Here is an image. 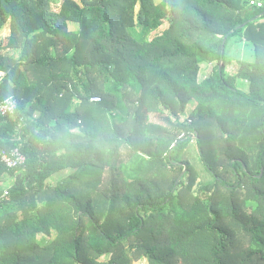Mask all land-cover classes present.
<instances>
[{
	"label": "trees",
	"instance_id": "16d2710c",
	"mask_svg": "<svg viewBox=\"0 0 264 264\" xmlns=\"http://www.w3.org/2000/svg\"><path fill=\"white\" fill-rule=\"evenodd\" d=\"M252 1L0 0L12 31L0 102H18L0 150L27 159H0V264H264V0ZM235 38L254 60L228 75Z\"/></svg>",
	"mask_w": 264,
	"mask_h": 264
},
{
	"label": "rangeland",
	"instance_id": "374dc122",
	"mask_svg": "<svg viewBox=\"0 0 264 264\" xmlns=\"http://www.w3.org/2000/svg\"><path fill=\"white\" fill-rule=\"evenodd\" d=\"M161 0H156V2H159ZM54 9H57L58 5L57 4H53L52 5ZM139 8L140 6L138 5L137 8H136V11L138 12L139 11ZM137 32L139 33H142V29L140 28H136L135 29ZM166 30L165 28L164 29H161L160 31H154V32H151L147 35V38L148 39H151L152 37H154L157 33L159 32H162ZM11 25L10 24H7V26L5 28L2 29V31L0 32V37H10L11 36ZM16 57L19 56L18 53L14 52L13 53ZM254 60V50H253V47L251 46H248L246 45L245 42H242L240 41V39L238 38H235L230 44H229V48H228V56H227V62H228V68H227V73L228 75H234L237 70H238V65L237 63L239 61H253ZM216 66V63H213V62H205L203 65H202V68H201V71H200V75H199V79L200 81L203 80L204 78L208 77L214 67ZM1 76H3V73H1ZM237 86L244 90L245 92L249 93L250 92V84L249 83H238ZM129 100H133V96L131 94H129ZM196 107V104L195 103H190L188 108H187V111H186V114L184 116H182L181 120L184 121L186 119H188L194 109ZM132 126H133V123L132 122H126L125 125H124V135H128L129 134V131L130 129H132ZM80 129H77L76 131L78 132ZM80 135H84L86 136L84 130L83 132H81ZM188 152H190V157H195V154H196V150H195V144L192 143L190 149L188 150ZM123 155L124 157L127 159L128 158V150L126 147H123ZM69 171L67 172H63L57 176H61L63 177L65 174H67ZM56 178V177H55ZM55 178H53L54 180L51 181V183L53 185H56V180ZM170 178V177H169ZM109 180H110V175L108 172H106L104 174V179H103V184L100 186L99 188V192H103V193H106L108 191V186H109ZM168 181H172V178L171 179H167ZM184 182H187V180H185ZM12 184V181H8L6 183L5 186H10ZM134 264H149L148 263V260L143 258L139 261H134Z\"/></svg>",
	"mask_w": 264,
	"mask_h": 264
},
{
	"label": "built area",
	"instance_id": "2783aa9c",
	"mask_svg": "<svg viewBox=\"0 0 264 264\" xmlns=\"http://www.w3.org/2000/svg\"><path fill=\"white\" fill-rule=\"evenodd\" d=\"M251 5H256L259 8L263 7V4L258 1H252ZM100 98H93L92 101L99 102ZM18 109V102L15 97H12L5 102H0V118L14 115ZM1 162L9 169H18L25 166L26 156L21 152L19 148L13 149L11 151H1L0 150ZM8 193H5V196Z\"/></svg>",
	"mask_w": 264,
	"mask_h": 264
},
{
	"label": "water",
	"instance_id": "95a60500",
	"mask_svg": "<svg viewBox=\"0 0 264 264\" xmlns=\"http://www.w3.org/2000/svg\"><path fill=\"white\" fill-rule=\"evenodd\" d=\"M225 42H226V39H225ZM220 68H222V65H221V67Z\"/></svg>",
	"mask_w": 264,
	"mask_h": 264
}]
</instances>
